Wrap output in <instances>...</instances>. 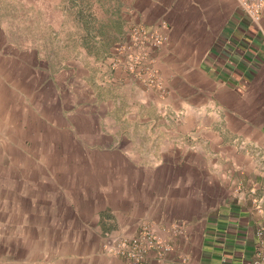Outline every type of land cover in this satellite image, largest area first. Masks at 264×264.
<instances>
[{"label":"crops","instance_id":"1","mask_svg":"<svg viewBox=\"0 0 264 264\" xmlns=\"http://www.w3.org/2000/svg\"><path fill=\"white\" fill-rule=\"evenodd\" d=\"M85 18L96 19L92 46L84 42ZM133 24L167 36L143 62L166 93L97 70L119 86L115 106L121 96L127 104L126 153L103 156L125 163L116 176L126 181L99 188L84 245L100 243L105 225L131 235L142 216L170 246L161 256L150 251L147 264H251L264 240L256 235L264 227V8L254 21L237 0H0V178L3 148L25 141L23 125L50 146L64 130L79 129L67 110L69 67L102 69L96 45L108 49ZM19 35L32 38L26 45ZM106 192L124 196L126 215ZM85 251L84 264H125Z\"/></svg>","mask_w":264,"mask_h":264},{"label":"rangeland","instance_id":"2","mask_svg":"<svg viewBox=\"0 0 264 264\" xmlns=\"http://www.w3.org/2000/svg\"><path fill=\"white\" fill-rule=\"evenodd\" d=\"M131 27L129 25L127 32L108 49L106 44L96 45L94 52L99 59L102 57L99 61L105 64L102 69L99 65H88V62L83 68L69 67L67 95L70 107L67 110L79 129L64 130L52 139L53 145L50 146L49 141L29 136L28 125H23L25 141L20 146L3 148L0 178L4 184L0 188V264H84V254L81 252L87 248L94 255L100 253L114 256L127 264L125 258L114 253L118 244L114 240L123 238H142V246L146 244L145 239L153 240L146 245L145 261L150 251L162 255L158 241L166 242L156 234L148 223V218L140 220L142 216L135 222L133 234L116 233L113 229L107 230L108 226L105 225V231L108 232L102 233L100 243L95 240L91 248L89 244L84 245V230H89L96 222V199L101 194L99 188H119L125 186L126 181V178L116 176L119 173L118 166H124L125 163H111L103 156L111 158L126 153L123 141L127 132L123 129L130 121H127L128 111L123 110L127 104H124V97L121 96L120 106H115L116 92L120 88L115 82L109 83L108 77L100 80L97 70L100 73L111 70L112 74L118 72L133 76L139 78L145 88L157 92L158 96L166 93L154 68L145 66V63L130 66L131 58L137 54L129 49ZM85 32L84 42L86 46H92L96 41L93 38L96 19L85 18ZM16 37L26 45L32 38L29 35ZM40 37L43 42L44 35ZM104 39L109 42L111 34L104 33ZM78 70L83 71V77L77 75ZM145 75L148 80L140 79ZM122 85L124 86L123 82ZM155 97L156 94L150 96L148 107L151 110L157 108L158 100ZM83 107L90 111H85V116L82 115ZM112 107L122 109H114V112ZM162 108L163 106L160 107L161 110ZM167 114L174 117L173 111ZM88 118L92 120L87 123ZM97 156L101 158L98 159ZM106 194L107 199H113L117 207H121L117 208V214L126 215L125 210L129 204L125 203L124 196L114 192ZM139 198L140 196L137 197L138 200ZM106 214L109 213L106 211ZM106 222L111 224L107 219ZM96 230L98 232L99 229Z\"/></svg>","mask_w":264,"mask_h":264},{"label":"built area","instance_id":"3","mask_svg":"<svg viewBox=\"0 0 264 264\" xmlns=\"http://www.w3.org/2000/svg\"><path fill=\"white\" fill-rule=\"evenodd\" d=\"M245 14L252 20L257 21L260 17V12L264 8V0H237ZM164 27V23L161 24ZM130 35V47L137 52L130 61V66L137 63H143L147 59L148 48L161 45L167 40L165 34L159 33L157 29L147 30L141 24H133L129 32ZM144 64V63H143ZM264 233V227L257 229L256 235L262 237ZM145 238V237H143ZM142 238H123L115 239L117 241V248L114 253L125 258L127 264H146L145 253L146 245L151 244L153 240L147 241L145 239V246H142ZM155 242V241H154ZM160 247V253L164 254L170 250V246L167 243L158 241ZM183 264H189L185 258L181 259ZM251 264H264V240L259 244L258 249L255 252V257Z\"/></svg>","mask_w":264,"mask_h":264}]
</instances>
